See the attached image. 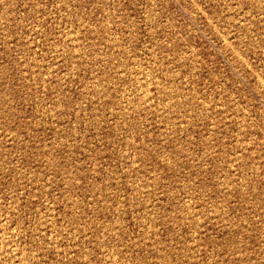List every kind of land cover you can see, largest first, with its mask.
<instances>
[{"label": "rangeland", "instance_id": "obj_1", "mask_svg": "<svg viewBox=\"0 0 264 264\" xmlns=\"http://www.w3.org/2000/svg\"><path fill=\"white\" fill-rule=\"evenodd\" d=\"M0 264H264V0H0Z\"/></svg>", "mask_w": 264, "mask_h": 264}, {"label": "bare ground", "instance_id": "obj_2", "mask_svg": "<svg viewBox=\"0 0 264 264\" xmlns=\"http://www.w3.org/2000/svg\"><path fill=\"white\" fill-rule=\"evenodd\" d=\"M11 237V236H10ZM3 253V252H2ZM20 254V253H19ZM17 257V256H16ZM20 258V257H19ZM24 258V257H23ZM21 259V258H20ZM25 260V259H24ZM19 261V260H18ZM26 261V260H25ZM19 263H21V262H19ZM24 263V262H23Z\"/></svg>", "mask_w": 264, "mask_h": 264}]
</instances>
